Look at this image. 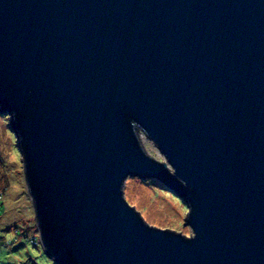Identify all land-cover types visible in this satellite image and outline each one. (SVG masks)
<instances>
[{
  "label": "water",
  "instance_id": "95a60500",
  "mask_svg": "<svg viewBox=\"0 0 264 264\" xmlns=\"http://www.w3.org/2000/svg\"><path fill=\"white\" fill-rule=\"evenodd\" d=\"M0 109L59 264H264V0H0ZM138 175L191 235L126 201Z\"/></svg>",
  "mask_w": 264,
  "mask_h": 264
},
{
  "label": "rangeland",
  "instance_id": "374dc122",
  "mask_svg": "<svg viewBox=\"0 0 264 264\" xmlns=\"http://www.w3.org/2000/svg\"><path fill=\"white\" fill-rule=\"evenodd\" d=\"M137 137L147 154L166 161L153 139L140 128H137ZM22 164L23 156L10 114L0 109V264H59L47 254L40 241L34 203L26 189ZM122 189L126 201L149 225L187 236L193 233L185 224L187 204L163 181L128 176ZM28 238H34L36 245Z\"/></svg>",
  "mask_w": 264,
  "mask_h": 264
},
{
  "label": "trees",
  "instance_id": "16d2710c",
  "mask_svg": "<svg viewBox=\"0 0 264 264\" xmlns=\"http://www.w3.org/2000/svg\"><path fill=\"white\" fill-rule=\"evenodd\" d=\"M1 211V210H0ZM0 214H1V212H0ZM17 231V230H16ZM28 236H26V238H27ZM1 237H0V241H1ZM29 239V241L31 242V243H33L34 245H36V242H35V239L34 238H28ZM7 243L8 244H10V241H7Z\"/></svg>",
  "mask_w": 264,
  "mask_h": 264
}]
</instances>
